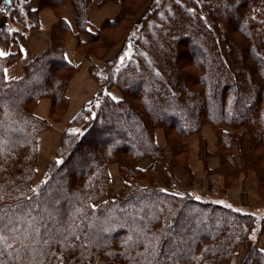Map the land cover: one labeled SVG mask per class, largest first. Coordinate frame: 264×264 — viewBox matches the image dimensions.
<instances>
[{"label":"trees","instance_id":"16d2710c","mask_svg":"<svg viewBox=\"0 0 264 264\" xmlns=\"http://www.w3.org/2000/svg\"><path fill=\"white\" fill-rule=\"evenodd\" d=\"M60 1L41 0V6ZM69 1L78 31L87 33L91 0ZM201 2L172 12L152 32L163 73L144 58L115 73L103 75V68L101 76L97 66H89L97 94L64 129L37 191L31 187L36 141L49 124L33 110L41 98L50 100V111L66 107L65 90L76 70L62 54L70 28L62 21L53 27L50 47L19 80L7 81L3 74L17 55L0 56V264H235L238 247L251 239L240 264H264L257 247L264 213L163 190L154 181L159 172L175 189L173 170L191 135L199 137L200 159L208 156L200 135L208 125L216 138L217 172L225 180L221 192L239 174L253 171L264 204V0ZM30 4L6 0L1 9L27 32L38 27V10ZM124 5L121 0L117 18L79 44L85 59L97 60L94 50L107 44L105 31L119 27ZM15 34L5 26L0 39L11 43ZM194 50L203 55L194 57ZM112 87L121 94L118 100L108 94ZM156 129L171 145L170 162L155 143ZM144 159L150 165L141 171L137 165ZM112 163L123 185L114 199L103 200ZM140 180L147 185L139 186ZM241 203L247 206L244 193Z\"/></svg>","mask_w":264,"mask_h":264},{"label":"crops","instance_id":"0c3cea01","mask_svg":"<svg viewBox=\"0 0 264 264\" xmlns=\"http://www.w3.org/2000/svg\"><path fill=\"white\" fill-rule=\"evenodd\" d=\"M5 1L0 0V30L6 26L9 30L16 31V34L15 41L11 43H5L0 39V52L4 53L2 57L17 55L16 60L4 68L3 74L7 81L21 79L25 74V67L50 47L52 29L57 26L59 21L65 22L70 28V32L63 38L62 54L64 60L76 70L70 77L65 90L67 105L64 114L60 122L50 121L48 114L51 103L47 98L39 99L33 111L37 118L47 120L50 123V129L41 132L37 138L38 158L49 159L53 157L58 147L61 132L65 129V125L93 100L98 91V85L89 75L88 68L91 64L99 65L95 59H85V54L80 50L79 44L86 43L90 38V34L101 29L105 22L117 18L121 10V0L106 3H103V0H91L85 11L87 33L78 31L75 25V10L69 0H61L62 2L60 1L49 7H42L41 0H31V9L38 10V27L27 32L23 31L20 24L11 20L7 11L1 9ZM108 93L113 98L111 96L112 92ZM200 135L205 140L208 156L203 162L199 160V137L198 135L189 136L187 138L189 156L185 169L189 171L191 177L185 174L183 168L177 167L174 169L173 178L176 181V186L173 190L180 194L188 193L198 199L208 200L209 197L218 196L214 198L216 202L222 201L231 208L244 213H254L264 208L263 205H260L256 178L252 171L239 174L230 188L225 189V193L221 192L225 188V180L217 172L220 162L215 155V135L208 125L202 127ZM163 138L162 132L157 130L154 134L155 143L163 145ZM232 155L238 160L235 147L232 149ZM149 164L150 161L147 159L140 162L137 167L144 171ZM111 168L113 169L114 166L108 168L110 175H112ZM158 177L160 176H156L157 186L163 190L169 189L167 181L163 179V184H161ZM139 186L145 185L140 184ZM242 193L246 196V207L241 205ZM253 241L254 239H251L248 243L252 244ZM257 247L264 252V236L259 238Z\"/></svg>","mask_w":264,"mask_h":264},{"label":"rangeland","instance_id":"374dc122","mask_svg":"<svg viewBox=\"0 0 264 264\" xmlns=\"http://www.w3.org/2000/svg\"><path fill=\"white\" fill-rule=\"evenodd\" d=\"M124 2H125V5H124V11L125 12H124V15L122 17V20L120 21L119 27L117 29H114L111 31H105L106 33L105 32L104 33H105V36L107 38V44H105L104 48H101L100 50H94V53L97 57V60H95V61L99 65V66H97L98 67L97 69L99 71L97 70L96 71L97 74L96 73L95 74L97 76H101L102 75L101 69H103V68H104L103 75H105V73L106 74L112 73V72L115 73L119 69H121L122 67L127 65L128 63L135 61V60H138V58L139 59L144 58L146 60L148 59L149 65L150 64L153 65L155 69H157L163 73L162 67L160 65L159 56H158V54L156 52L157 50L155 49V46H154V44H155L154 41L156 39V35L152 34V32H155L157 25H160V26L164 25L166 23L165 20L170 18V15L172 12H174L176 10L181 11L182 7L193 8L196 5L199 7V6H201V3H202L201 0H124ZM196 9L199 11V13H202V12H200L201 11L200 8H196ZM183 45L184 46L181 45L182 47L180 46L182 48V50L185 47V44H183ZM197 47H199V46H197ZM192 54L194 57H197V56H200V54H202V52L194 50ZM95 66H96V64H95ZM183 69L186 71H189L192 68L189 67V69H188V66H185V67L183 66ZM140 88H141V86L140 87L137 86L136 90H138ZM108 92H112L111 96L114 99H119L121 97V94L116 87L110 88V90ZM65 109H66V107H65ZM65 109L62 110V108H60V109L50 111L48 114L49 120L53 121V122H60V120L64 114ZM156 117L160 118V114L159 113L156 114ZM47 122L49 124V127L47 129L41 131V132H44V131H47L48 129H50V123H49V121H47ZM87 124H88V122H86V125ZM67 125L68 124L65 125V128L67 127ZM157 130L162 132V135L164 136V131L162 129H156L155 132ZM63 131L61 132V136L63 134ZM115 135H117V133H114V132L108 134L110 139L113 138ZM61 136H60V139L58 142V147L60 145ZM37 138H38V136H37ZM163 140H164V143L161 146L163 147V150H164L165 159L167 160V162H170L171 159H169V156H171V152H170L171 151V145L166 144L165 138H163ZM179 140H181V139H179ZM186 141H187V139H186ZM187 145H188V143L186 142L187 152L184 155H180L178 157L179 162L177 163L178 164L177 167L183 168L185 171V174H187L188 177H191V175L189 174V171H187L185 169V165H184V163H186L188 156H189ZM174 146H176V145L174 144ZM58 147H57L53 157L44 160L43 157L38 158V142H37V159H36L35 166H34L35 174H34V177L32 180V184H31V187L33 188L34 191H37L38 188L45 181L47 170L49 169L50 165L52 164V160L55 158ZM198 157H199V155H198ZM175 158H177V157H175ZM144 160H147V159H144ZM144 160H142V161H144ZM199 160L201 162L204 161V160L200 159V157H199ZM75 161H78V158H76ZM139 163H138V165H139ZM149 165H148V167H149ZM109 166H114L113 169L111 168L112 171L110 170L112 175L109 174V171H108ZM107 172H108V177H109V185H108V188H107V191L105 193L103 200H110V199L112 200L117 196V194H118V192L121 189L123 184L120 180L119 167L116 163L109 164L107 166ZM156 176H160V177H158V181L161 184H163V179L165 181H167L165 179V177L161 173L158 172L154 175V181H155L156 185H157ZM255 178H256V183H257V191H258V197L260 200V205L264 206L263 199L261 198V196H259V193H260L259 191L261 189L258 190L259 184H258V177L256 176V174H255ZM139 183L141 185H147V182L145 180H140V181H138V185H140ZM166 190L172 191V192H177L176 190H173L171 188L166 189ZM210 196H212V195H210ZM215 197H218V196L209 197L208 201L215 203V201H214ZM196 199H198V198H196ZM204 200H207V199H204ZM261 213H264V208H261L259 211H256L252 214H255L258 216ZM250 247H251V244L248 242L244 243L243 245L238 247V257H237L235 264H240L242 262L244 256L246 255V253ZM95 264H109V263H106L102 260H97L95 262ZM114 264H117V263H114Z\"/></svg>","mask_w":264,"mask_h":264},{"label":"snow or ice","instance_id":"6c2138e0","mask_svg":"<svg viewBox=\"0 0 264 264\" xmlns=\"http://www.w3.org/2000/svg\"><path fill=\"white\" fill-rule=\"evenodd\" d=\"M4 55V53L3 52H0V56H3Z\"/></svg>","mask_w":264,"mask_h":264}]
</instances>
